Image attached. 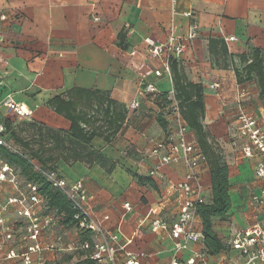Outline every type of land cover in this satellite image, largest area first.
Here are the masks:
<instances>
[{
	"label": "crops",
	"instance_id": "0c3cea01",
	"mask_svg": "<svg viewBox=\"0 0 264 264\" xmlns=\"http://www.w3.org/2000/svg\"><path fill=\"white\" fill-rule=\"evenodd\" d=\"M186 12L191 15L186 16ZM0 14L6 15L0 20L3 139L27 154L42 143L45 168L69 182H83L92 217L103 227L118 231L122 238L131 239L118 254L117 264H123L124 251L142 253L141 264L169 262L172 241L168 232H152L148 225L156 217L168 223L177 218L184 199L177 184L184 181L185 166L175 142L170 103L160 97L173 90L172 80L166 74L154 75L162 59L150 55L144 39L164 42L172 35L185 44L183 52L172 59L186 80L202 85V124L212 144L221 146L228 166L231 208L226 219H212L213 230L225 249L207 255L215 263L241 264L229 240L235 233L264 222V199L252 200L264 187V177L254 173L260 155L255 151L248 157L243 154L246 140L236 131L235 113L241 106L264 123V108L255 98V79L238 84L236 73L244 77L242 68L250 48L264 50V0H0ZM190 23L196 25L192 37L188 36ZM140 80L153 83L156 92L143 93ZM248 83L255 92L248 91ZM73 88L107 93L124 110L121 127L110 140L94 136L82 144L66 138L70 122L47 102ZM5 95L30 113L19 116L10 112L2 103ZM133 101L138 106L130 108ZM91 108L96 109L95 105ZM39 127L61 132L63 141L55 143L46 135L41 142L35 138ZM8 129L27 146L15 142ZM186 139L202 153L191 130H187ZM157 141L166 146L160 154L172 153L175 160L156 167L159 155H152L151 150ZM87 150L104 157L112 164L111 170L98 161L89 162ZM4 163L11 165L0 157V168ZM13 173L15 184L7 173V179L0 180V264H101L91 260L89 251L81 247L91 237L74 225L64 224L62 214L45 199L34 212L40 220L50 222L36 240L30 237L29 218L18 214L22 207L17 202L8 201L29 194L18 166ZM134 173L150 177L155 187L136 182ZM198 173L203 194L208 197L207 163L198 167ZM124 202H129L131 211H124ZM36 243L43 248L29 252L26 263L22 255ZM199 249H203L202 242L190 245V251ZM10 250L17 256L7 258ZM190 251L181 252L182 257Z\"/></svg>",
	"mask_w": 264,
	"mask_h": 264
},
{
	"label": "built area",
	"instance_id": "2783aa9c",
	"mask_svg": "<svg viewBox=\"0 0 264 264\" xmlns=\"http://www.w3.org/2000/svg\"><path fill=\"white\" fill-rule=\"evenodd\" d=\"M185 15L190 16L191 13L186 12ZM5 19L6 15L0 14V20ZM195 28L196 25L190 23L189 37L194 35ZM229 39H233V37ZM144 41L149 47L150 55L153 57H161L162 59V65L159 69L153 71L154 75L161 76L166 74L170 76L169 60L179 56L183 52L185 44L172 35H169L164 42H155L149 37L145 38ZM139 86L145 94H154L156 92V88L151 82L140 80ZM215 86L217 85H211V87ZM167 99L171 107L175 142L180 149V156L185 166L184 181L177 184V187L183 191L184 199L180 203L178 216L174 221L168 223L163 218L156 217L150 220L148 228L152 232H157L158 230L168 232L172 241L168 264H219L210 261L207 253L203 249L190 251L191 244L202 242V234L195 226L198 218L196 212L197 205L206 199L202 191L198 167L200 165L204 167L206 162L203 154L197 151L195 145L186 139L188 128L180 112L178 102L174 98L173 90L169 92ZM2 103L10 112L16 115L22 116L30 113L22 104L13 102L10 95H5ZM137 106V101L129 104L130 108ZM236 123L239 136L246 140L243 147L244 154L251 156L255 151L260 155V160L254 169L255 176L258 178L264 177V125H260L251 114L243 110L237 112ZM3 130L4 128L0 126V146L15 151L13 145L6 142L1 136ZM165 148L166 146L163 141L154 143L151 154L159 155L158 165L156 167L175 160V156L172 153L160 154V151ZM32 168L45 182L52 188L59 190L70 202L75 211L73 218L77 220V227L91 233L90 241H85L81 245L82 248L89 251L88 257L101 264H117L118 254L124 250L125 244L129 243L131 239L122 238L118 231H112L103 227L98 220L92 217L89 206V195L83 182L80 179L69 182L59 176L55 170L45 168L36 162L32 164ZM6 173L9 176L8 180L15 184L13 169L4 163L0 168V180L7 179ZM152 174L153 171H150L149 175ZM27 188L29 190L28 195L22 194L19 200L13 198L8 201L17 202L22 207L18 211V214L29 218L30 225L28 231L31 232L30 237L36 240L41 230L50 222V219L40 220L35 215L34 207L40 205L44 198L37 192V186L35 184L28 183ZM263 199L264 187L261 189L259 195L252 197V200L255 202ZM26 200L28 204L24 205L23 203ZM122 207L125 212L131 211L129 202H124ZM104 218H107V216H104ZM143 222H140V225ZM1 224H3L2 217H0ZM5 237L9 238L10 235L6 234ZM229 245L231 249L238 252L241 258V264L264 263V222H257L235 233L229 240ZM44 247L49 248L51 246L46 245ZM42 248L40 243L28 247L27 253L22 255L24 261L26 263L29 262V252L41 250ZM187 250L190 251L189 255L182 257L181 252ZM142 255V253L138 254L124 251L125 259L123 264H141L140 257ZM15 256L17 254L13 250H10L6 255L7 258ZM222 264L232 263L223 262Z\"/></svg>",
	"mask_w": 264,
	"mask_h": 264
},
{
	"label": "trees",
	"instance_id": "16d2710c",
	"mask_svg": "<svg viewBox=\"0 0 264 264\" xmlns=\"http://www.w3.org/2000/svg\"><path fill=\"white\" fill-rule=\"evenodd\" d=\"M240 58L244 59L245 57L240 56ZM169 67L174 98L178 102L188 130L193 132L197 145L201 149L208 165L210 193L204 202L197 205L196 212L200 222L195 227L202 234L203 250L208 255H217L225 249V246L213 230L212 219H226L231 208L228 166L215 150L209 140L208 132L202 124L204 116L202 85L186 80L173 59L169 60ZM242 70L244 77L239 78L236 73V82L240 84L251 81L249 79L254 78L258 89V98L264 108V50L255 47L250 48L249 58L246 59ZM160 97L169 103L167 99L168 93H162ZM47 105L70 122L66 138L82 144H88L94 136H101L105 141L110 140L120 129L125 115L124 110L119 109L107 93L88 89L73 88L65 96L56 95L52 97L47 102ZM93 105L100 111L99 118L93 117L88 113L87 109ZM80 106H83V108ZM98 121L101 122V125H95ZM37 132L38 135L35 138L40 139L41 142L47 139L46 135L51 136L55 143L63 141L64 138L61 132L49 129H44L43 131L42 127H39ZM3 133H5V129L1 133L2 137ZM9 133L15 142L27 146V143L17 137L12 130H9ZM45 152L46 148L43 147L42 143L35 151L30 149L28 155L24 151H12L0 146V157L9 162L12 165L9 166L12 169L15 166L20 168V172L25 176L24 183H32L37 186V192L43 196L46 204L49 207H53L57 213L62 214L63 223L74 225L79 231L87 234L88 238L91 237L89 231L77 227V220L73 218L75 211L65 196L59 190L52 188L39 174L31 169L34 162H39L43 167L46 166L45 157L44 159L41 158V154ZM86 156L89 162L98 161L100 165L105 166L107 171L111 170L112 164H107V160L100 154L87 150ZM133 176L136 182L147 184L152 188L155 187V183L150 177L137 173H134ZM90 239H87V241H90Z\"/></svg>",
	"mask_w": 264,
	"mask_h": 264
},
{
	"label": "rangeland",
	"instance_id": "374dc122",
	"mask_svg": "<svg viewBox=\"0 0 264 264\" xmlns=\"http://www.w3.org/2000/svg\"><path fill=\"white\" fill-rule=\"evenodd\" d=\"M247 86H248V91L249 92H255V90H256V88L253 86V84L252 83H248L247 84ZM256 98V100L257 101H260L261 102V100L258 98V97H255ZM241 102V101H240ZM239 110H243V111H245L241 106H240V108H239ZM238 110V111H239ZM88 111L89 112H92L95 116H97L98 118H99V116H100V111L99 110H97V109H94V108H90V109H88ZM237 111V112H238ZM237 112L235 113V119H236V114H237ZM246 112V111H245ZM253 116V115H252ZM254 117V116H253ZM255 118V117H254ZM256 120H257V122L260 124V125H264V123H260L259 122V120L257 119V118H255ZM236 131L238 132V130H237V123H236ZM238 135H239V133H238ZM241 137V136H240ZM242 138V137H241ZM243 139H245V138H243ZM213 146H214V148H215V150L220 154V156L222 157V160L226 163V161H225V154L223 153V150H222V148H221V146L218 144V143H215V145L213 144ZM15 150L16 151H19V152H23L21 149H17V148H15ZM26 155H28L27 153H25ZM243 154H244V152H243ZM245 155V154H244ZM246 156V155H245ZM248 157V156H247ZM31 169L33 170V168L31 167Z\"/></svg>",
	"mask_w": 264,
	"mask_h": 264
}]
</instances>
